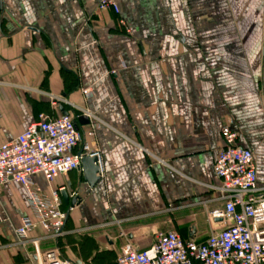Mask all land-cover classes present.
<instances>
[{
  "label": "crops",
  "instance_id": "crops-1",
  "mask_svg": "<svg viewBox=\"0 0 264 264\" xmlns=\"http://www.w3.org/2000/svg\"><path fill=\"white\" fill-rule=\"evenodd\" d=\"M114 1L119 14L101 0H0V145L41 114L96 116L101 179L91 187L82 169L52 182L75 208L63 237L38 244L75 263L115 264L160 232L197 242L218 233L213 166L225 125L254 151L264 186V0ZM53 95L73 105L57 111ZM27 211L23 187L0 188V264L36 263V246L15 234Z\"/></svg>",
  "mask_w": 264,
  "mask_h": 264
},
{
  "label": "built area",
  "instance_id": "built-area-1",
  "mask_svg": "<svg viewBox=\"0 0 264 264\" xmlns=\"http://www.w3.org/2000/svg\"><path fill=\"white\" fill-rule=\"evenodd\" d=\"M100 8L120 13L114 0H101ZM119 24L130 33L123 18ZM81 92L86 99L92 96L91 86H82ZM63 103L70 104L66 98L52 96L55 110L59 111ZM82 115L90 121L84 129L78 123ZM94 118L88 108L72 114L60 112L53 117L41 114L21 134L0 145V188L13 183L27 192L28 211L15 234L20 244L36 246L31 255L35 264H83L67 259L59 246L39 250L38 244L41 239L63 237L68 215L75 208L72 204L65 210L62 192L66 190L52 187V182L73 170H82L85 157L96 158L102 172ZM221 135L223 144L213 166L220 183L213 189L219 192L217 199L223 207L211 212V218L222 220L221 230L201 242L185 240L176 230L160 232L148 249L127 245L115 264H264V186L258 184L255 153L239 143L240 132L230 125L222 127ZM39 176L49 184L48 189L36 181ZM38 229L44 232L43 236L31 238Z\"/></svg>",
  "mask_w": 264,
  "mask_h": 264
},
{
  "label": "water",
  "instance_id": "water-1",
  "mask_svg": "<svg viewBox=\"0 0 264 264\" xmlns=\"http://www.w3.org/2000/svg\"><path fill=\"white\" fill-rule=\"evenodd\" d=\"M79 122L81 124H89V118L85 115L79 117ZM97 159L92 157H85L82 159V169L84 173L85 181L94 187L101 179L100 167L96 164ZM63 198L66 203L69 202V197L66 191L62 192ZM75 200L73 201V203Z\"/></svg>",
  "mask_w": 264,
  "mask_h": 264
}]
</instances>
